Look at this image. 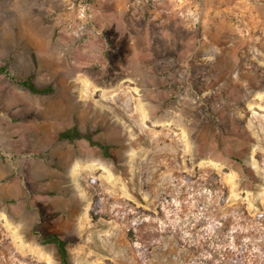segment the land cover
<instances>
[{
  "label": "rangeland",
  "instance_id": "374dc122",
  "mask_svg": "<svg viewBox=\"0 0 264 264\" xmlns=\"http://www.w3.org/2000/svg\"><path fill=\"white\" fill-rule=\"evenodd\" d=\"M153 49L179 54L165 59L187 67L177 82L196 96L152 100L129 57ZM73 61L104 87L93 86L78 130L108 149L87 139L81 156L70 141L74 165L54 158L66 180L44 200L7 153L0 264H64L49 233L66 241L67 264H264V0H0V66L53 88L34 93L0 73V112L37 115L73 95L62 79ZM43 156L26 153L28 168Z\"/></svg>",
  "mask_w": 264,
  "mask_h": 264
},
{
  "label": "crops",
  "instance_id": "0c3cea01",
  "mask_svg": "<svg viewBox=\"0 0 264 264\" xmlns=\"http://www.w3.org/2000/svg\"><path fill=\"white\" fill-rule=\"evenodd\" d=\"M151 53L147 56L139 55L136 58L133 56L129 58L139 65L134 71V75L143 80V85L147 84L153 90L155 97H152V100L164 101L169 96L174 100L183 90L182 94L189 93L196 96L193 88L188 91L189 87L186 89L181 81L177 82V80L189 75V70H184L187 67L171 63L165 59L166 54L173 55L175 58H179V54L168 51L167 53L166 51L159 52L157 49H153ZM173 64L175 66H172ZM190 67L192 69L198 65L191 64ZM167 68L179 70V75H174L171 82L167 81ZM65 78L68 82V90L72 91L73 95L66 94L64 91L57 98L55 105L52 101L47 100V107L37 115L32 110L27 109V106V108L21 106V109L16 111L0 112V204L5 203L6 199L12 196L13 165L7 158V153L13 152L21 155L18 160L21 169L20 172L14 174V177L16 180L29 177L38 188L41 200H44L43 195L48 189L60 185L59 183L65 179V171L62 172L50 166V163L54 162V158L57 156L62 159V166L72 165L73 167L76 159L75 146L70 144V140L57 141L58 134L72 126H77L80 131H85L87 123L91 121V117L87 115L90 108L89 104L92 102L90 91L92 92L93 86L100 90H103L104 87L101 84L92 85V72L88 64H79L76 61H73L72 65L68 67V71L62 79ZM47 80L49 79L37 77L36 81L38 85H42ZM67 82L64 80L63 85ZM190 83L187 82L188 86ZM207 85V87H212V84L207 83ZM196 86L198 91H202L199 89V85L196 84ZM65 100H68L69 103L66 107L63 104ZM56 103L58 104L57 107ZM98 136L100 139L110 138L106 132H102ZM77 142L81 147V156L85 155V151H90L88 148L90 143L87 139L80 138ZM33 151H44L45 156L35 160L34 164L31 163L30 169L25 156L26 153Z\"/></svg>",
  "mask_w": 264,
  "mask_h": 264
},
{
  "label": "trees",
  "instance_id": "16d2710c",
  "mask_svg": "<svg viewBox=\"0 0 264 264\" xmlns=\"http://www.w3.org/2000/svg\"><path fill=\"white\" fill-rule=\"evenodd\" d=\"M0 73H5L7 76H9L13 81L16 83L22 84L26 88H28L31 92L34 93H41V94H46L49 93L53 90L51 85L43 86L40 87L34 82V77L33 75L28 76L25 79H18L15 76H13L8 69H6L5 66H0ZM80 138H86L88 139L93 145H97L100 148H102L105 152L108 149V145L102 143L101 141L93 140L91 138V133H82L78 130L76 126H73L71 128H67L62 130L58 134V139L59 140H75V139H80ZM44 242H51L55 244L57 251L60 255L61 261L64 264H67L68 262V251L66 248V241L58 234L55 233H49L46 234L42 237Z\"/></svg>",
  "mask_w": 264,
  "mask_h": 264
}]
</instances>
